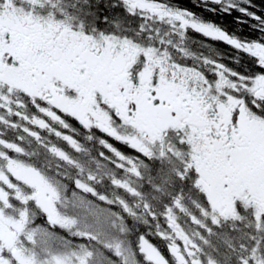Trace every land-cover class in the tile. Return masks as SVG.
Here are the masks:
<instances>
[{"label":"snow or ice","instance_id":"6c2138e0","mask_svg":"<svg viewBox=\"0 0 264 264\" xmlns=\"http://www.w3.org/2000/svg\"><path fill=\"white\" fill-rule=\"evenodd\" d=\"M260 31L167 0H0V264H264Z\"/></svg>","mask_w":264,"mask_h":264},{"label":"flooded vegetation","instance_id":"af4514ba","mask_svg":"<svg viewBox=\"0 0 264 264\" xmlns=\"http://www.w3.org/2000/svg\"><path fill=\"white\" fill-rule=\"evenodd\" d=\"M168 3H170L173 6L179 7L181 9H186L191 13H194L198 19H201L205 22H212L213 24L217 25L219 28L223 29L226 33L233 35L237 38L240 39H247L249 41L257 39L261 35V27H264V17H260L261 19L257 21L255 24H250V27L252 29H255L256 32L254 34H250L248 37H245L241 35L239 32H236L234 30L227 29L223 24L218 22L217 20H212L209 18H206L204 16V12L202 9H208L209 11H213V5H222V8L227 5V4H236V8H230L228 11H223L226 13H229L230 10H235L239 14L244 15L243 19L240 17L242 22H245L244 18L247 19H252V16L250 14L254 13L256 16V12L253 10L252 3H255L259 5L260 7L264 6V0H224L223 4H214L206 0H167ZM200 7V10H198ZM217 8V7H216ZM240 8H246L249 15H245L243 12H241L239 9ZM261 10V9H259ZM259 17V16H258ZM236 19V18H235ZM254 20V19H253ZM238 21L239 18H238ZM190 37V43L188 45L189 50L194 56H206L209 57L213 60H218L219 62L223 63L229 68H232L238 72H247L251 70L253 66V61L243 52H237V50L231 46H229L227 43L213 40V39H208L205 36L200 35L198 32L195 31H189L188 33ZM200 41L201 45H198ZM222 43L227 46L226 51H214L213 46L215 43ZM239 61L238 63L236 61ZM192 61H189L191 63ZM119 146V145H118ZM122 148L124 151H128L126 148H123V146H119ZM37 223H42V221H37ZM59 231V230H58Z\"/></svg>","mask_w":264,"mask_h":264},{"label":"trees","instance_id":"16d2710c","mask_svg":"<svg viewBox=\"0 0 264 264\" xmlns=\"http://www.w3.org/2000/svg\"><path fill=\"white\" fill-rule=\"evenodd\" d=\"M212 7L214 11H209L208 9H202L203 11H201L200 7L198 10H200L202 13L204 12V16L206 18L217 20L218 22L223 24L227 29L239 32L241 35L245 37H248L250 34H254L256 32L255 29H252L250 27V24H255L257 23V21L253 19L244 18L245 22H242L240 17L243 19L244 15L239 14L237 11L230 10L229 13H226L220 10L222 5H213ZM251 7L253 8V10L256 12V14L259 17H264V6L260 7L259 5L252 3ZM238 18L240 21H238ZM198 45H201L200 41ZM212 46H213L214 51H226L228 49L227 46L225 47L224 44L219 43V42L215 43Z\"/></svg>","mask_w":264,"mask_h":264},{"label":"water","instance_id":"95a60500","mask_svg":"<svg viewBox=\"0 0 264 264\" xmlns=\"http://www.w3.org/2000/svg\"><path fill=\"white\" fill-rule=\"evenodd\" d=\"M206 1H209V0H206Z\"/></svg>","mask_w":264,"mask_h":264}]
</instances>
